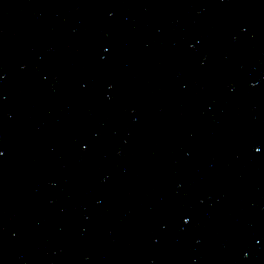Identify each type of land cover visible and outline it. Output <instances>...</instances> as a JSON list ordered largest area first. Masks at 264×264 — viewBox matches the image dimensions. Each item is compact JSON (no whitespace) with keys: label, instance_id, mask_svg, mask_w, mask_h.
I'll return each mask as SVG.
<instances>
[{"label":"water","instance_id":"1","mask_svg":"<svg viewBox=\"0 0 264 264\" xmlns=\"http://www.w3.org/2000/svg\"><path fill=\"white\" fill-rule=\"evenodd\" d=\"M0 264H264V0H0Z\"/></svg>","mask_w":264,"mask_h":264}]
</instances>
